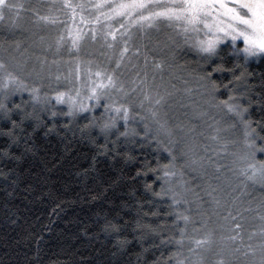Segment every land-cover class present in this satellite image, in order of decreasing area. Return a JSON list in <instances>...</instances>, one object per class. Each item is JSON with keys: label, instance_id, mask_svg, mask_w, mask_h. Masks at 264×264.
<instances>
[{"label": "trees", "instance_id": "obj_1", "mask_svg": "<svg viewBox=\"0 0 264 264\" xmlns=\"http://www.w3.org/2000/svg\"><path fill=\"white\" fill-rule=\"evenodd\" d=\"M7 39L1 36L0 45ZM160 39L174 46V60L189 59L183 62L189 68L199 64L192 75L201 71L211 94V108L198 106L207 113L203 120L191 111L166 115L168 135L178 141L174 150L161 140L158 111L146 96L127 99L128 122L106 129L95 112L67 114L60 106L31 103L30 94L13 85L0 89V264H259L264 177L236 189L238 166L231 157L252 156L243 153L250 139L255 161L264 163V56L246 57L230 45L200 54L185 47L179 33L151 36L144 45ZM100 50L98 63L109 65ZM46 55L49 63L70 56L52 49ZM230 103L240 106V116L225 110ZM140 105L150 109L151 120L136 116ZM212 124L220 128L214 139ZM188 129L204 147L200 156L188 147ZM190 158L200 167L191 168ZM213 180L228 189L221 196L224 209L208 222L206 190ZM179 182L188 188L189 205ZM251 217L258 235L239 237ZM192 226L213 228L217 236L208 248L183 234Z\"/></svg>", "mask_w": 264, "mask_h": 264}, {"label": "rangeland", "instance_id": "obj_2", "mask_svg": "<svg viewBox=\"0 0 264 264\" xmlns=\"http://www.w3.org/2000/svg\"><path fill=\"white\" fill-rule=\"evenodd\" d=\"M28 1L32 2L31 11L34 12H31L32 17L28 11L30 7ZM6 2L15 7L4 8L3 18H0V29L3 31L1 36L5 35L8 38L4 46L0 45V49L4 48L0 54V64L4 65L0 68V89L13 85L16 90L30 94L31 103L52 107L60 106L67 114L95 112L100 116L99 122L102 127L112 121L115 122V126L125 125L131 115L127 99L130 103L137 95L146 96L149 100L152 99L158 111L160 119L158 117L157 126L161 133V140H166L170 150L177 148L178 141H173L168 135L164 122L166 115L177 116L191 111L200 120L207 116L206 112L198 110L200 104H206L211 108V94L206 78L203 77L204 74L201 71L202 76L192 75L193 69H199V64L194 63L198 66L189 68L190 66L183 63L189 59L174 60V46L162 43L161 39L152 43L148 42L146 47L144 40L149 39L150 41L151 36L167 38L179 33L186 39L185 47H192L200 54H207L199 50L198 43L211 36L224 37V32L217 31V28L228 29L231 21L230 16L225 14L226 10L214 7L207 19L195 26L198 31H194L193 26L182 19L169 20L161 16L149 23L146 20H140L135 13L129 17L113 16L110 14L109 7L99 9L96 7L100 3L114 6L127 2V0H6ZM149 2L160 5L159 8H151L152 12L184 5V0H149ZM143 15L147 17L149 12H143ZM205 24L212 27L211 32ZM206 32L208 35H205ZM224 45H230L236 52L244 54L242 38H239L235 44L230 37L223 38L217 44L216 51ZM26 46L32 50L31 53L24 51ZM51 49L53 53L66 50L70 56L67 60L56 58L49 63L45 58ZM99 50L106 55L107 63L113 64L112 68L109 65L102 66L98 63ZM147 50H149V55ZM115 56L116 60H113ZM255 56H264V53L248 57ZM30 62L31 65H29ZM120 69L126 70L127 75L120 74ZM9 74L15 77L11 83L8 81ZM109 77H112L113 83H109ZM190 77L194 79L190 81ZM124 79L131 84L128 86L127 82L124 83ZM193 83L196 87L192 86ZM58 95H60V100H57ZM230 104L238 106L237 111H230ZM230 104L225 107V110L240 116L242 114L240 106L237 103ZM123 108L128 109L127 121L124 112L117 111ZM149 112V108L141 105L135 110L137 117H148L151 120ZM235 118L240 119L236 116ZM181 122L185 126L190 123L188 118L182 119ZM149 126L152 128L151 123ZM187 127L190 128V125ZM216 127L220 133L219 124L214 126L212 124L211 139L216 138L215 134H218ZM191 131L193 130L188 129V147L194 148L196 155L200 156L204 147L196 145L193 141L196 136ZM247 143L249 146L246 145L243 153H251L254 156L231 157L232 165H235V168L238 166L235 173L238 183L235 186L236 189H241L247 180L258 182L262 180L260 177H264L262 174L264 169L260 165L264 163L255 161L257 157L251 145L252 141L248 139ZM194 160L191 158L188 160L190 167H200L199 163L193 164ZM250 165L252 167H249ZM173 172L181 173L180 170L175 169ZM220 180L210 182L206 190L209 202L206 206L209 211L204 218L208 222L211 218H216L218 211L224 209L226 204L221 196L228 188H222L225 182H220ZM215 181L220 183L214 184ZM179 185L182 196L189 205L188 188L183 182H179ZM197 206L200 208V204ZM254 220L255 217L248 220L244 230L248 232L241 231L239 237L252 240L258 235V229L252 224ZM221 228L227 230L226 224L222 223ZM202 229L204 232H200ZM189 231L185 230L183 234L190 238L194 237L198 241H206L203 244L206 247L213 236H217L210 226H192ZM221 235L226 237L225 233ZM251 252H256V250Z\"/></svg>", "mask_w": 264, "mask_h": 264}, {"label": "snow or ice", "instance_id": "obj_3", "mask_svg": "<svg viewBox=\"0 0 264 264\" xmlns=\"http://www.w3.org/2000/svg\"><path fill=\"white\" fill-rule=\"evenodd\" d=\"M219 4V8L226 10V15L230 16V23L228 29L224 30L217 28V31H223L224 37L211 36L207 40H201L198 43L200 51L213 55L216 53L217 44L221 39L230 37L233 44L242 38L244 47L242 49L245 56L256 55L258 53H264V0H235L232 7H228L223 0H184V5L174 8H164L162 11L152 12L151 8H159L158 3L149 2V0H127L114 6H109L105 3L97 4L96 7H109L110 14L113 16L129 17L135 13L139 16L140 20H146L149 23L156 17H166L169 20L175 18L176 20H185L187 24L193 26L194 31H198L195 27L199 23L205 21L207 16L211 14L215 4ZM15 5L9 4L6 0H0V18H3L4 8H14ZM246 10V11H245ZM143 12H149V15L145 17ZM208 31H212V27L205 24ZM187 31V28L185 29ZM205 35H208L206 32ZM4 65L0 64V68ZM15 77L11 74L8 75V81L11 83ZM109 83H113L112 77H109ZM7 86V85H5ZM57 100H60V95L57 96ZM159 103V101H157ZM4 105L0 104V108ZM238 106L229 105L230 111H237ZM117 111H123L125 120L128 118V109H117ZM239 114V112H237ZM15 123V122H13ZM115 122L106 123L105 128L114 127ZM249 167H252L251 165ZM264 169V165H262ZM264 174V172H262ZM187 220V217L184 218ZM206 241H196L197 246L205 244ZM259 264H264V246L260 255Z\"/></svg>", "mask_w": 264, "mask_h": 264}, {"label": "flooded vegetation", "instance_id": "obj_4", "mask_svg": "<svg viewBox=\"0 0 264 264\" xmlns=\"http://www.w3.org/2000/svg\"><path fill=\"white\" fill-rule=\"evenodd\" d=\"M176 1H180V0H176ZM223 2L228 6V7H232L234 5L235 0H223ZM214 7H219V4H215ZM221 9V8H219ZM225 10V9H222ZM246 11V10H245Z\"/></svg>", "mask_w": 264, "mask_h": 264}]
</instances>
